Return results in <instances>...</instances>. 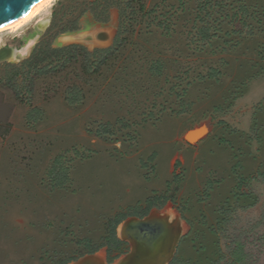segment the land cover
Here are the masks:
<instances>
[{
    "label": "rangeland",
    "instance_id": "374dc122",
    "mask_svg": "<svg viewBox=\"0 0 264 264\" xmlns=\"http://www.w3.org/2000/svg\"><path fill=\"white\" fill-rule=\"evenodd\" d=\"M60 1L20 33L1 36L0 50L30 47L14 61L0 63V125L10 124L9 133L0 134V264H52L78 257L84 248L77 242L90 239L100 246L107 221L121 214L127 216L116 230L121 249L109 255L102 247L92 254L118 264L132 253L124 233L128 223L140 220L132 213L146 212L150 201L164 193L173 199L143 218L157 212L181 220L183 234L169 264H229L238 243L247 264H264V70L250 79L264 38L234 35L240 42L236 51L199 53L185 34L191 23L178 11L170 38L156 26L149 34L145 26H135L118 60L100 74L86 75L80 56L66 71L35 76L25 84L22 79L17 95L4 80L6 73L32 55ZM160 2L148 0L146 5L149 9ZM166 4L176 9L175 0ZM197 6L198 0L188 3L190 12ZM45 21L47 28L40 31ZM78 26L82 32L90 27L89 34L107 31L110 39L75 44L63 36L54 47L81 45L91 53L111 48L120 11L112 8L106 25L87 15ZM236 26L244 30L239 22ZM223 58L228 66L218 82L198 78ZM154 60L163 62L162 77L148 70ZM187 69L189 86L181 102L169 89ZM246 80L242 95L232 102L233 84ZM74 85L83 99L70 106L65 97ZM107 124L121 130L119 141L97 135V128ZM255 128L261 141L249 139L255 138ZM187 132L192 145L184 140ZM128 133L135 140L124 136ZM237 164L248 198L235 197Z\"/></svg>",
    "mask_w": 264,
    "mask_h": 264
},
{
    "label": "trees",
    "instance_id": "16d2710c",
    "mask_svg": "<svg viewBox=\"0 0 264 264\" xmlns=\"http://www.w3.org/2000/svg\"><path fill=\"white\" fill-rule=\"evenodd\" d=\"M66 1V3H64ZM148 0H64L60 1L57 6L59 9L53 14L51 25L48 31L44 34V38L34 48L32 55L26 59L20 66L7 64L11 66L6 73L5 79L10 87L15 92L18 91V82L23 79V83L32 82L33 78L46 76L49 74H57L66 71L68 67L79 61L82 56V67L85 74L93 73L100 74L104 66H110L114 60H118L120 51L122 50L128 38L136 33L135 26H145L146 33H152V27L156 26L164 37L170 38L175 33V24L178 19L176 14L181 11L185 15L186 23H191V28L185 32L188 36L189 46L196 52H207L212 55L232 53L240 47V42L233 40L234 35H239L246 40L254 39L255 37L264 38V3L262 0H198V6L195 12H190L188 3L191 0H175L177 3L176 9L172 5V9H167V0H160V4L154 5L152 8H147ZM112 8H117L120 11V27L111 48L95 50L89 52L84 46H58L54 47V42L63 36L77 35L82 30L78 23L82 18L91 15L97 24L106 25L110 21V11ZM160 10V11H159ZM79 12L76 18L61 23L64 19L75 15ZM240 23L244 30H239L236 26ZM143 29V28H142ZM142 30L140 29L139 32ZM26 43L25 40L22 41ZM258 61L252 66L253 71H256L250 79L259 76L264 70V43H260L257 48ZM226 59L220 60L218 67H210L206 73L198 74V78L206 81H219L221 74L227 68ZM150 73L156 77H162L164 73V65L161 60H154L149 69ZM189 69L180 73L177 76V82L170 87L171 95H175L179 101H183L187 96L189 86L188 79ZM1 81V79H0ZM3 81V80H2ZM168 81V80H167ZM186 81V82H185ZM185 83H187L185 85ZM248 80L241 83H234V94L231 95L232 102L242 94L239 92L247 86ZM241 88V89H240ZM19 97V96H18ZM70 106H77L82 102L83 92L74 85L66 92L65 97ZM231 102V104H232ZM264 108V105L261 106ZM122 128H130L128 125H123ZM10 131V124L0 125V134L4 137ZM96 133L104 139L119 141L118 136L121 130L112 128L111 125H100ZM255 138L250 137V140L257 139L261 141L260 129L255 128ZM130 140H135L133 133L126 135ZM240 165L235 166L234 171L238 178L236 198H248V194L242 191L245 180L239 175L238 170ZM59 171L63 172V169ZM60 186V184H59ZM170 183H168V191ZM173 196H168L167 193L157 196L150 201L149 208L146 212H137L136 210L131 216L137 218L145 217L149 210L153 207H160L171 201ZM138 209V208H137ZM126 215H118L114 219L107 221L108 233L104 238L103 244L94 246L90 239L78 241V245L83 246L84 252L78 257L95 254L102 247L108 248L109 255L115 251H119L122 242L117 237V227L126 218ZM73 257L63 261H53L52 264H69L78 259ZM232 260L229 264H247V255L244 248L238 243L236 249L231 254Z\"/></svg>",
    "mask_w": 264,
    "mask_h": 264
},
{
    "label": "water",
    "instance_id": "95a60500",
    "mask_svg": "<svg viewBox=\"0 0 264 264\" xmlns=\"http://www.w3.org/2000/svg\"><path fill=\"white\" fill-rule=\"evenodd\" d=\"M41 1L42 0H0V27L11 24L16 20L20 19L23 15L29 12L33 7H35ZM46 28H47V22H41L40 25L38 26V29L40 31ZM89 32H83L73 36H65V39L73 40V43L75 44L79 42H91L93 41V39L99 41H105L107 39H110V34L107 31H99L95 34H89ZM82 35H87V37L83 38ZM21 50L22 49H14V48L1 49L0 63L14 61L21 54L20 53ZM208 122L210 121H207L205 123ZM196 127L193 130H195ZM189 132H187V134L185 135L184 140L189 145H192L186 139V136L189 134ZM166 218L167 217H163L159 215L157 212H155L142 220L134 219L133 221L128 223V225L125 226L127 232V235L125 236L132 244V253L128 257H130L129 258L130 260L135 261L133 264H151L152 260L155 258L154 251H156L157 243H159L163 238L169 237V233L167 232V228H166L167 226L166 222L168 219L166 220ZM178 220L181 223V220L180 219ZM182 231L183 230L181 228V231L178 232V234L172 238L174 239L173 240L174 244L172 248H170L171 254L166 256V264H169L173 259L179 240L183 234ZM93 257L95 256L90 255L87 258L83 259L82 261H85Z\"/></svg>",
    "mask_w": 264,
    "mask_h": 264
},
{
    "label": "bare ground",
    "instance_id": "6f19581e",
    "mask_svg": "<svg viewBox=\"0 0 264 264\" xmlns=\"http://www.w3.org/2000/svg\"><path fill=\"white\" fill-rule=\"evenodd\" d=\"M57 0H42L39 4H37L35 7H33L29 12H27L25 15H23L20 19L16 20L15 22L4 25L0 27V42H1V36L7 34V35H16L20 33L22 30L27 28L29 25H31L36 20L43 17L49 9L52 7V5ZM46 22V21H45ZM32 46V45H31ZM30 45L25 48L20 53H24L28 50ZM205 123V122H204ZM211 123L212 122H208ZM171 214V213H170ZM173 214V213H172ZM169 215V217L166 218V228L167 232L169 233L168 238H163L159 243H157L156 251H154V259L152 260L151 264H166V256L171 254V249L174 244V239H172L175 235L180 232V228L182 227L180 221H178L176 218ZM179 228V229H178ZM124 230V229H123ZM178 230V232H177ZM124 233H127L124 231ZM127 235V234H126ZM130 257H126L123 260H121L118 264H133L135 261L130 260ZM79 264H106L104 256L98 255L93 258H89L85 261H82Z\"/></svg>",
    "mask_w": 264,
    "mask_h": 264
},
{
    "label": "crops",
    "instance_id": "0c3cea01",
    "mask_svg": "<svg viewBox=\"0 0 264 264\" xmlns=\"http://www.w3.org/2000/svg\"><path fill=\"white\" fill-rule=\"evenodd\" d=\"M83 30H84V31H85V30H89V31H91V28H90V27H85ZM84 31H83V32H84ZM89 31H86V32H89ZM83 32H82V33H83Z\"/></svg>",
    "mask_w": 264,
    "mask_h": 264
},
{
    "label": "flooded vegetation",
    "instance_id": "af4514ba",
    "mask_svg": "<svg viewBox=\"0 0 264 264\" xmlns=\"http://www.w3.org/2000/svg\"><path fill=\"white\" fill-rule=\"evenodd\" d=\"M142 219H144V218H140V220H142ZM127 234V233H126Z\"/></svg>",
    "mask_w": 264,
    "mask_h": 264
}]
</instances>
